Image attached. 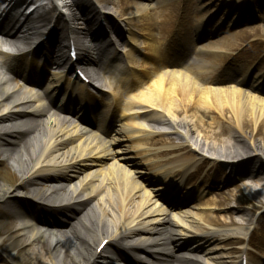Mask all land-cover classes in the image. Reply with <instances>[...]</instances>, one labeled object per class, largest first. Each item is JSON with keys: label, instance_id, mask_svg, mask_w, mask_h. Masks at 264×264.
<instances>
[{"label": "bare ground", "instance_id": "6f19581e", "mask_svg": "<svg viewBox=\"0 0 264 264\" xmlns=\"http://www.w3.org/2000/svg\"><path fill=\"white\" fill-rule=\"evenodd\" d=\"M113 1L120 8L123 26L88 0H73L65 8L71 22L82 26L77 28H66L68 21L57 12L56 0L0 1V35H26L23 29L32 26L42 44H55L65 54L67 42L81 48L84 39L110 30L122 45L132 47L133 54L122 71L126 76L110 89L118 100L133 101L116 102L122 105L121 118L116 117L115 102L102 100L82 83L72 85L58 77L44 87L46 68L34 63L31 55L10 61L7 73L23 78L30 88L40 87L48 95H62L86 106L101 100L108 109L105 114H111L118 127L106 141L97 143L46 125L40 109L46 102L28 110L29 102L19 98L23 85L0 72V219L5 222L0 264H17L19 257L26 264H180L184 255L198 256L199 260L185 259L187 264H211L208 260H227L223 249L227 238L237 234L250 240L257 218L240 206L236 194L248 190L256 207H264V165H259L264 160V84L257 81L264 78V0H210L206 10L200 4L205 0H197L196 7L193 0ZM30 5L37 8L28 14ZM185 21L192 28L189 40L195 52L210 61L211 68L198 63L201 72L169 70L172 64L182 65L174 60L178 52L170 47L178 45L175 37ZM139 37L144 39L141 63L135 60ZM22 67L37 70L38 77L22 75ZM30 88L26 92L34 94ZM134 88L138 94L126 93ZM143 106V112H136ZM142 118L146 127L139 122ZM158 126H168L179 144L147 151L148 141H157L162 134ZM77 127L75 123L71 131ZM192 138L200 154L173 156L185 146L193 147ZM208 158L214 166H224L227 174L213 180L208 173L202 176ZM238 180L239 185L224 186ZM142 189L143 197L139 196ZM172 189L189 197L176 201L168 196ZM219 197L234 205L223 210L225 219L214 221L212 211L220 210ZM154 199L157 213L148 211ZM194 200L195 212L188 210ZM57 203L68 212L65 221L40 220L56 215L49 206ZM168 212L176 222V238L168 235L167 223L160 219ZM176 214L193 226L178 222ZM238 215L249 217L244 225L235 219ZM41 226L59 230L67 226L72 238L62 246L47 239ZM103 242L108 243L100 250ZM242 254L248 264H264L261 256L252 257L246 248Z\"/></svg>", "mask_w": 264, "mask_h": 264}, {"label": "rangeland", "instance_id": "374dc122", "mask_svg": "<svg viewBox=\"0 0 264 264\" xmlns=\"http://www.w3.org/2000/svg\"><path fill=\"white\" fill-rule=\"evenodd\" d=\"M31 1H33V0H31ZM108 1L110 2V4L109 3H105V2H97V0H88L87 3H89V4L94 3L97 7H101L100 10H103L105 12L110 13L112 15V21L113 22L118 23V24L120 22H123V19H121L122 17L120 15V10H119L120 8L118 7V5L115 4L113 0H108ZM111 1H112V4H111ZM193 1L195 3L194 7H196L197 6V0H193ZM209 1L210 0H205V1H202V3H200L201 6L205 7V10L208 8L207 6H209V3H210ZM71 2H73V0H69L67 2H66V0H64V1L59 2L61 4V7L60 8L58 7V11L57 12L64 14V18L68 21V27H82V26L73 25V22H71V20L69 18L70 16L68 15L67 8H65V6H69ZM45 3H47V2H45ZM59 3H58V1H56V5H60ZM214 6L215 5L210 6V9L214 8ZM52 7L53 6L50 5V8H52ZM103 7H104V9L106 8L107 10H104ZM36 8H37V5L36 6L30 5L28 7V9L26 10V12L28 14H30ZM3 9H5V7ZM217 10L220 11V12L224 11L223 7H219V8H217ZM235 10L236 9H234V8L230 9L229 10L230 14L234 15L236 13ZM262 12H264V6L262 7ZM203 14H207V12L204 11ZM182 21L183 20L180 19L178 24H177V26H179ZM188 23L189 22L185 21V25H183L184 27L183 28H181V27L178 28V31H177L175 39L178 40L179 42H178V45H176L174 47H170L172 52H173V50H175L178 47H179V49H182V48L194 49L195 48L193 43L191 42V40H189L192 28L190 27L191 25L188 24ZM102 24L104 26L106 25V23H104V22ZM94 29H96V28H94ZM153 33L155 35L158 34V32L156 33L155 31H153ZM138 36L141 37V35H138ZM140 37L138 38L139 41H138V44H137V47L140 50V53H136L135 54V56H136L135 60L141 63L142 60H143V56L141 55V50L144 47V44H143L144 39H142ZM128 39L130 40L131 36H128ZM146 42L148 44H153L150 41H146ZM179 43H180V45H179ZM66 46H68V43H66ZM131 49H132V47H130L129 45H125L124 46L123 51H124L125 55H124V57H122L123 58L122 60L124 61V63H122L121 65L120 64L118 65V70L121 69V66H122V69H123L124 67H126L129 64L128 60H127L128 56H129L130 60H133V54L131 55V52H130ZM179 49H177V50H179ZM135 66L137 68H139L140 70L143 69L142 66L139 65V64H137ZM120 72H121V70L118 71V73L116 75V78H118V79L123 77V75L120 74ZM44 84H46V85L49 84V80L46 79L44 81ZM90 90L92 91V89H90ZM116 106L118 108H121L120 105H116ZM144 109H145L144 106L140 107V108L136 109V112H143ZM118 114L121 115L122 113L120 112ZM139 122H141V124L143 126H145V127L147 126V124L145 123V119L142 118V119L139 120ZM156 128L162 134L156 137L157 141H154V142H149L148 141L149 145L146 148L147 151L152 152L153 150H157V149L159 150L161 148H165V147H169V146H173V145H178L179 144L178 138L175 135H172V130L168 126L167 127L166 126L165 127L158 126ZM193 137L197 138V133H194ZM262 138H263V136H259L257 139L261 141ZM191 140H193V138ZM193 141H194V144H193L194 146L193 147L185 146V147H183V149L181 148L180 152L174 153L173 156L188 154V155H190L192 157H195L196 154H200L202 151H200L197 148V146H196L197 144H195L196 143L195 140H193ZM261 144L264 146V142H261ZM258 161L259 160H257V163H258ZM259 165L263 166L264 165V160L259 161ZM201 173H202V176H204L206 173H208L210 175L211 180H213L217 175H222L224 173L227 174V170H226V168L224 166H221V165L214 166L212 164V161L210 160V158H208L206 160V162L202 166ZM80 178L82 179L83 177H80ZM236 182L234 181L231 184L224 185V186L230 187L231 185H233V186L234 185H239L240 180H238ZM209 184H210V182H209ZM221 188H223V187H221ZM216 191L217 190H214L212 192L214 193ZM144 192L145 191L142 189V191H140V193H139V196L143 197ZM168 192L170 194V195H168L169 197H174V199H176V201H179V202L184 201L186 198L189 197V196L188 197L185 196L186 193L184 191L179 193L178 189H176V190L172 189V190H169ZM236 195L239 198L240 206H242L244 209H247V213H249L253 217H256L257 218V223L254 226V228L252 229V234H251L250 240H245V238L243 236L237 235V234L235 236H231V237L227 238L229 243H227V245L223 246L224 253H225V256H226L227 260L226 261H221L222 263L221 262L220 263L219 262H215L214 263V262L208 260L211 264H224V262L225 263L227 262L228 264L229 263L233 264V262H235L236 260L240 262L242 260V256H243V254H242V249L243 248L248 249V252L250 254H252V257L255 258L256 256H261L262 260L264 261V207L263 208L262 207L261 208L256 207V205H255L256 203L254 202L255 200H253V198L251 196L253 194L250 191H248V190H247V192L245 190H242L240 193H238ZM217 199H218V205H219L218 207H220L221 210L218 213L214 214V217H213L214 221L225 219L224 218L225 215L223 214V210L226 209V207H229V205L233 204V202L231 204H225L224 198H222V197H219ZM156 201H157V199H154L152 201V203H150V205L148 207V211L152 210V211L157 213V210L156 211L154 210L155 207H156ZM195 206H197V204H195V201L194 202L190 201L188 203V207H189L188 210H191V211L195 212V209L192 208V207H195ZM49 209L51 211H57L58 212L57 214H64L65 215V214L68 213L67 211H65L66 210L65 208H58V209L49 208ZM182 216L183 215L176 214V218L175 219L178 222L179 221L180 222L181 221L184 222L187 227L188 226H193V224L191 223L190 220L186 219V221H187L186 222L183 219H181ZM158 218H159V213H158ZM247 218H249V217H246V216L244 217L243 215H238L235 219L238 220V222L241 225H244L242 223H244V219H247ZM160 219H163V218H161V216H160ZM4 224H5L4 220L0 219V242L2 240H4V233H3V230H2ZM168 235H170L169 232H168ZM230 238H232L231 241H230ZM8 244H9V242L5 241L3 247H7ZM234 249H236V250H234ZM203 263L207 264L205 262H203ZM17 264H26V263L23 262L20 259V257H19L17 259Z\"/></svg>", "mask_w": 264, "mask_h": 264}]
</instances>
